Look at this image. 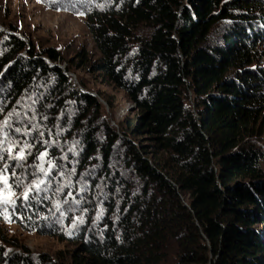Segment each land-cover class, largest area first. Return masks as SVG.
Wrapping results in <instances>:
<instances>
[{
    "label": "trees",
    "instance_id": "1",
    "mask_svg": "<svg viewBox=\"0 0 264 264\" xmlns=\"http://www.w3.org/2000/svg\"><path fill=\"white\" fill-rule=\"evenodd\" d=\"M57 3L86 17L99 55L80 63L138 113L115 129L60 52L0 34V127L15 113L0 174L12 193L47 187L0 219L76 246L36 259L16 246L0 264H264V0Z\"/></svg>",
    "mask_w": 264,
    "mask_h": 264
},
{
    "label": "rangeland",
    "instance_id": "2",
    "mask_svg": "<svg viewBox=\"0 0 264 264\" xmlns=\"http://www.w3.org/2000/svg\"><path fill=\"white\" fill-rule=\"evenodd\" d=\"M58 5L57 0H0V34L25 38L28 47L33 46L36 52L47 48L56 49L61 54V60L56 66H60L65 72L70 68L68 75L71 81L81 91H88L97 97L115 129H118L119 122L133 121L138 112L134 105L126 100L124 94L104 82L97 74L90 73L87 62L80 63L82 52L86 60L90 61L99 55L85 24V15L59 10ZM259 52V56H263L261 62L264 64V45L259 48ZM81 84H84L85 89ZM106 101L111 103L113 107L111 110ZM138 142L149 144L143 136L135 139V143ZM255 146L264 152V135L255 139ZM158 157L161 158L163 155L159 153ZM5 178L0 174V201L24 196L25 188L20 189L21 192L12 193L9 185L6 187L4 184ZM10 205L0 202V216L5 214L8 208L13 207ZM16 246L19 251L23 250L34 259L42 254L65 258L76 249L73 243L60 241L56 237L1 218L2 257L6 256V252L14 251Z\"/></svg>",
    "mask_w": 264,
    "mask_h": 264
},
{
    "label": "snow or ice",
    "instance_id": "3",
    "mask_svg": "<svg viewBox=\"0 0 264 264\" xmlns=\"http://www.w3.org/2000/svg\"><path fill=\"white\" fill-rule=\"evenodd\" d=\"M15 115V113H10L8 118L4 120L3 122V126L0 127V131H4L5 129H11L12 128V116ZM15 132H20L19 128H15L14 129ZM26 148H30L31 145H25ZM8 151L11 153L12 149H8ZM30 154V153H28ZM47 156V153H41L39 159L41 161H44L45 157ZM4 159V157L2 155H0V160ZM13 159H17L19 161H24L26 159V154H25V148H20L18 149L16 155L13 157ZM56 167V165L52 164L51 162L48 163L47 168H45L44 164L41 163L38 168H39V172L43 174V176L47 177L49 176L50 172L52 169H54ZM8 169L5 168L4 170H0V171H4L6 172ZM13 177H15V172L12 173ZM50 182V181H49ZM20 182H17V184L19 185ZM4 184L7 187L8 186V182H7V178L4 179ZM46 181L44 179H39L37 180L35 183L31 184L30 186H28L25 191H24V196L23 199L25 202H29L30 200L34 199L35 197L33 196V193H36L37 195L40 192H44L47 191V187L42 188V185H45ZM60 191H62L63 189H59ZM69 196H71V193L68 194ZM3 204L7 205V204H11L13 206V209H15L16 206V198H12L11 200L9 199H3L2 201ZM64 203H68L67 200L64 201ZM78 203V201H77ZM56 209L57 211H60V205L57 204L56 205ZM63 215V213H61ZM80 223H83V219H81L79 221Z\"/></svg>",
    "mask_w": 264,
    "mask_h": 264
},
{
    "label": "bare ground",
    "instance_id": "4",
    "mask_svg": "<svg viewBox=\"0 0 264 264\" xmlns=\"http://www.w3.org/2000/svg\"><path fill=\"white\" fill-rule=\"evenodd\" d=\"M60 67V66H59Z\"/></svg>",
    "mask_w": 264,
    "mask_h": 264
},
{
    "label": "water",
    "instance_id": "5",
    "mask_svg": "<svg viewBox=\"0 0 264 264\" xmlns=\"http://www.w3.org/2000/svg\"><path fill=\"white\" fill-rule=\"evenodd\" d=\"M92 95V94H91Z\"/></svg>",
    "mask_w": 264,
    "mask_h": 264
}]
</instances>
